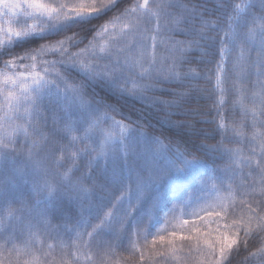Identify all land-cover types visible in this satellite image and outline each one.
Listing matches in <instances>:
<instances>
[{
  "label": "snow or ice",
  "instance_id": "6c2138e0",
  "mask_svg": "<svg viewBox=\"0 0 264 264\" xmlns=\"http://www.w3.org/2000/svg\"><path fill=\"white\" fill-rule=\"evenodd\" d=\"M210 2L212 6H209ZM244 7L232 0H189V3L183 0H152L151 3L149 0H0V17L7 16L11 11L14 17L22 14L32 21L28 23L27 20H18L19 28L0 26V33L3 34L0 36V58L11 57L2 60L3 69H0V97L4 101L0 105V112L5 113L0 116V128L3 127V121L23 115L26 124L18 127L23 131L26 142L31 144L28 148H17L13 138L9 137L5 141L0 136V209H7L8 217H15L27 228L29 239L25 241L26 253L32 251L31 241L37 233L54 230L59 235L67 225L68 210L59 199L60 193L73 183L92 181L91 153L95 148L87 132L83 136H77L76 133L98 118V113L102 112L111 119L109 112L115 111V106L108 103L105 97L88 95V89L93 84L103 83L120 95L134 96L139 92L143 96V93L159 90L165 84L177 83L180 88L169 89L173 100L144 98L150 99L153 104L161 103L177 109V112L169 115L191 118L173 122L177 127L187 126L194 130L197 123H217V128L211 133H204L207 138H214L218 132L226 129L222 106L228 89L222 87V84L229 81L243 59L247 43L244 30L254 31L256 21L259 20L262 38L249 67L257 77L255 83L260 88L261 97L259 113L264 116V0H260L259 5L253 0L246 6L248 10L245 15L240 16ZM177 11L181 14L180 18L189 25L186 34L193 37L186 42L187 48L179 50V56L175 54L174 47H169L168 37L164 35L170 30L169 17L175 16ZM109 13L112 15L109 16ZM213 16L215 20L211 19ZM249 23L253 25L252 28L248 27ZM233 24H236V30ZM73 28L77 31L71 35L39 44L38 47H29L22 54L13 50L18 44L47 40ZM221 32L224 33L223 38L220 37ZM98 37L102 40L106 37L110 43H97ZM81 44L83 48H79ZM157 44L165 48L166 54L162 53L158 57ZM71 48L78 50L72 52ZM193 48L199 53L198 56L189 54ZM236 48L240 49L241 57L232 61L230 54ZM133 50L137 52L135 58L129 55ZM49 56L56 58L49 59ZM193 62L212 64L213 68L200 74H194L191 67L186 72L182 71L185 64L191 65ZM145 63L148 68H145ZM74 70L82 77L79 81L69 76ZM133 73L141 81L147 82L138 83ZM199 79L215 80L209 96L203 95L209 90L199 84ZM129 81L133 83L132 89L126 87ZM202 98L213 100L209 112L200 110L199 101ZM252 110L254 113L257 111L256 108ZM213 111L216 113L215 118L206 119ZM124 118L128 119L127 116ZM49 119L50 131L41 133L39 143L31 140L29 129H34L41 122L47 126ZM116 123L120 124L119 121ZM133 123L139 124V121ZM261 126L264 127V120ZM226 138L222 136L216 145L201 143L199 148L210 156L223 157L225 152L234 151L224 145L223 140ZM258 142L260 152L254 150L253 155L245 158V163L251 169L247 175L252 176L255 172L259 180L241 179L235 190L240 197L238 202L232 184L229 183L227 197H217L214 203L198 205L189 213L194 217L191 223L182 220L174 225L181 229L179 233L171 231L167 239L159 231L153 235L151 216L147 213L135 216L133 213L138 206H142L145 188L162 180L165 170L156 167L139 169L134 180L132 177L115 178V185L121 195L114 196L101 207L96 218L100 219L102 215L104 219L99 224L78 222L83 231L76 232L72 246L77 249H90L94 246L98 253H115V248L121 246V239L128 236V250L132 256L138 253L140 261L147 259L150 264H155V257L165 255L156 249L158 242L162 247L167 246L173 255L179 243L180 249L185 251L184 264H231L230 258L239 254L241 245L247 251L249 238H259L261 246L250 255L257 258L256 264H264V132L259 133ZM124 143L121 141V144ZM40 145V152L35 151ZM167 147L179 151L178 144H169ZM113 152L116 150L113 149ZM257 155L259 159H256ZM21 157H25V167L23 174L17 175L15 164ZM38 178L44 180L43 186L36 183ZM214 179L224 185V181L232 177L221 174ZM50 180L56 184L57 197L41 203L35 197L42 188H51ZM27 184L32 186L31 202L22 195V189ZM218 187L213 185V188ZM136 192L139 195L133 199ZM156 203L153 202V208ZM52 221L60 223L53 224ZM88 227H92V232L87 231ZM185 232L189 234L185 235ZM149 235H152L151 248L147 253L139 251L141 240L146 248L149 245ZM0 239L5 242L0 247H4L13 237L11 234H0ZM67 247L62 246L60 264H71L66 258L70 255L66 251ZM14 250L15 246L9 250V255H13ZM193 253L196 255L193 256ZM9 264H21L19 253L14 255ZM75 264H79V258ZM97 264H104V261L101 259ZM128 264H136L135 259Z\"/></svg>",
  "mask_w": 264,
  "mask_h": 264
},
{
  "label": "trees",
  "instance_id": "16d2710c",
  "mask_svg": "<svg viewBox=\"0 0 264 264\" xmlns=\"http://www.w3.org/2000/svg\"><path fill=\"white\" fill-rule=\"evenodd\" d=\"M242 1L232 0L235 4H240ZM45 2H54V0H45ZM129 2H134V0H129ZM149 2L151 3L152 0H149ZM183 2L189 3V0H183ZM252 2L253 0L250 3ZM254 2L259 5L260 0H254ZM209 6H212L211 2ZM247 10L246 7L245 10L240 11L239 15L244 16ZM108 15L111 16L112 13ZM180 15V12L177 11L175 16L169 17L170 30L164 33L168 37L169 47H174L177 56L181 54L180 49L188 47L186 42L193 39L192 36L186 34L185 30L189 25L180 18ZM6 18H18L19 21L27 20L28 23H32L30 19L24 17L22 14H18L15 17L7 14ZM107 18L105 17L104 19ZM211 19L215 20L216 17L213 16ZM18 20L13 21L14 23H12L11 27L19 28L20 24L17 23ZM260 23L259 20L256 21L254 31L244 30L246 32L244 39L247 43L243 51V59L240 61V66L231 74L229 81L222 84V87L228 89L224 95L225 102L222 106L226 129L223 132H218L214 138H207L204 133H211L213 129L217 128V123H197L194 130L187 128V126L177 127L173 122L191 118L177 114L169 115V113L177 112V109L161 103L153 104L150 99L144 98L159 97L165 101L173 100L174 97L170 94L169 89L180 88V85L177 83L165 84L159 90L143 93V96L139 92L134 96L128 94L120 95L113 92L103 83L93 84L88 89V95L97 94L100 97H105L108 103L115 106V111L109 112V116L112 117L111 119L107 118L102 112L98 113V118H94L89 122V125L76 133L77 136H83L87 132L95 148V151L91 153L93 157L91 164L92 171L90 172L92 181H85L80 184L73 183L68 189L60 193L59 199L63 201L68 210L67 225L61 229L59 235L54 230L37 233L32 238V251L30 253L24 251L25 241L29 239L27 228L15 217H8L7 209H0V234H11L13 237L11 242L7 243L4 247H0V264H9V261L14 258L16 253L20 255L21 264H60L62 246H68L66 251L70 255L66 258L71 264H75L77 258H79V264H97L101 259L104 261V264H128L133 259H135L136 264H150L147 259L140 261L138 253L135 257L132 256V253L128 250V236L121 239V246L115 248V253L111 251L98 253L94 246L90 249L83 247L77 249L72 246L73 241L76 240V232L83 231L79 227L78 222H90L92 225L99 224L100 220L104 219L102 215L100 219L96 218L101 207L107 204L114 196L121 195V192L117 190L115 185V178L132 177L134 180L139 169L156 167L165 170L162 180L145 188L142 206H138L133 215L139 216L141 213L149 214L152 220L151 232L153 235L159 231L160 234L166 236V239L170 238L169 234L171 231L175 230L179 233L181 229L174 227V225L179 223L177 220L171 219L167 221L165 214L179 202L178 194L184 185L183 179H190L197 170L200 173L204 172L201 175L204 178L212 174L211 183L219 186L218 188H214V190L225 197L229 195L227 188L229 183L232 184L233 191L235 192L236 185L240 183L242 178L248 181L252 179L258 181L259 176L257 173L253 172L252 176L247 175L251 169L245 163V158L253 155L254 150L256 153L260 152L258 135L260 132H264V127L261 126L264 116H261L259 113L260 88L255 83L257 77L249 67L251 59H255L256 50H258L262 38L259 27ZM248 27L252 28L253 25L249 23ZM225 28L227 30V26ZM233 29L236 30V24H233ZM75 31L77 29L73 28L67 33L49 37L47 40H32L29 43L18 44L13 50L16 53L22 54L29 47H38L39 44L62 39L64 35H71ZM2 35L0 33V36ZM223 36L224 33L221 32L220 37L223 38ZM89 39H91V36ZM96 42L101 44L110 43L106 37L103 40L98 37ZM83 47V44L79 45V48ZM250 49L251 52L249 51ZM77 50V48L70 49L72 52H76ZM156 52L158 57L162 53L166 54L165 48L159 44H157ZM189 54L193 56L199 55L195 48ZM230 57L232 61L240 59V49H234ZM47 58L55 59L56 57L49 56ZM218 58L217 56L216 59ZM5 59H11V57L5 56L0 58V69H3L2 60ZM168 63H171V61H168ZM189 67L194 69V74H200L203 71L212 69L213 65H200L193 62L191 65L185 64L182 71L186 72ZM69 76L75 81H79L82 78L76 70L69 73ZM133 77L138 83L147 82L146 80L141 81L140 77L135 76L134 73ZM198 82L203 88L209 90L204 92L203 95L209 96L211 94L210 90L215 85V80L199 79ZM126 87L132 89L133 83L129 81ZM69 98H71V93H69ZM218 98L219 93H217ZM2 104L3 102L0 100V105ZM212 104V99L202 98L199 101V108L202 112H209ZM253 108L257 109L255 113L252 110ZM45 114H48L47 110H45ZM0 116H3L1 112ZM125 116L128 119H125ZM215 116L216 113L213 111L210 112V115L206 119L212 120ZM116 121H119L120 124L118 125ZM134 121H139V124L133 123ZM111 122L115 124L112 125ZM2 124L0 136H3L5 141L11 137L15 140L17 148L31 147V144L26 142L23 131L18 127L19 125L26 124L23 115L12 120H5ZM50 128L51 119H49L47 126L42 122L39 123L34 129H29L31 133L30 139L36 140L39 143L41 141V133H48ZM222 136L227 137L223 140L224 145L234 151L225 152L223 157H221L219 155L210 156L205 150L199 148L201 143L216 145L218 141H221ZM121 141L125 143L121 144ZM169 144H178L179 151L169 149L167 147ZM41 146H38L34 150L40 152ZM80 146L82 147L83 145ZM113 149L116 150L115 153ZM179 153H183V155ZM256 159H259V155L256 156ZM80 163H84V161H80ZM65 166L67 167V164ZM0 167H2V162H0ZM24 167L25 157H21L15 164V168L17 169L16 174L22 175ZM71 174L70 172L69 175ZM221 174H226L232 177V179L225 180L224 185H220V181L214 179V177ZM192 179L194 180L195 178L193 177ZM36 183L43 186L44 180L38 178ZM64 183L67 184V181H64ZM49 184L51 185L50 189L42 188L41 192L35 197L41 203L50 202L53 198L57 197L55 182L50 180ZM256 186L251 185V187ZM49 191H51V195H49ZM235 194L238 202L240 199L239 194L238 192H235ZM22 195L31 202L33 196L31 184L25 185L22 189ZM136 195H139V192L133 194V199H135ZM257 199H259V194H257ZM154 201L157 202L155 208L152 207ZM13 207H16V205H13ZM189 222L191 223L192 221ZM52 223L57 224L60 221H52ZM212 227H215V225H212ZM92 230V227H88L87 229L89 232H92ZM184 234L188 235L189 233L185 232ZM241 235H243V232H241ZM85 239L88 238L85 237ZM151 240L152 235H149V245L147 248L141 240L138 246L139 251L147 253L148 249L151 248ZM4 244V240L0 239V245ZM14 246L13 255H9V250H12ZM260 246L259 238H249L248 250L245 251L244 246L241 245L239 254H234L230 258L231 264H245V258H247V264H256L257 258L252 257L250 253L256 252ZM176 247L178 250L173 255L167 246L162 247L158 242L156 249L165 255L155 257V264H184L185 251L180 249L179 243H177ZM195 255L193 253V256ZM84 257H87V259H84ZM177 257L180 259H177ZM189 264H192V262H189Z\"/></svg>",
  "mask_w": 264,
  "mask_h": 264
},
{
  "label": "rangeland",
  "instance_id": "374dc122",
  "mask_svg": "<svg viewBox=\"0 0 264 264\" xmlns=\"http://www.w3.org/2000/svg\"><path fill=\"white\" fill-rule=\"evenodd\" d=\"M251 2V0H243L240 5L245 6L243 10L246 9V6ZM10 15L12 12L9 11ZM0 17V26L3 25L5 28L9 27L14 23L18 18H6ZM11 20L12 23L9 24L8 21ZM14 21V22H13ZM129 55L134 58L137 56V52L133 50ZM145 68L148 67L147 63H145ZM0 100L4 103L3 98L0 97ZM2 115H5L4 112H1ZM114 125V122H111ZM111 133V132H108ZM112 134V133H111ZM196 169V168H195ZM197 170V169H196ZM204 173V172H202ZM202 173L200 171H196L195 174L190 179H183V186L180 189L178 194L179 202L174 205L170 211L165 214L166 220L169 221L171 219L177 220L178 222L182 220L193 221L194 217L189 215L198 205H204L207 203H214L217 200V197L224 198V195H220L213 188L212 174L207 175V177H202ZM195 178L194 180L192 178ZM169 213V214H168ZM203 215V213H201Z\"/></svg>",
  "mask_w": 264,
  "mask_h": 264
}]
</instances>
